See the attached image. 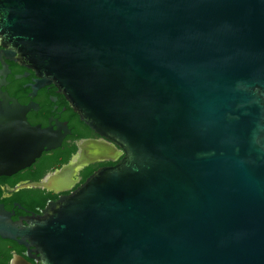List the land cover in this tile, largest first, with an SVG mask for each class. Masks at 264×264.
<instances>
[{"label":"water","instance_id":"1","mask_svg":"<svg viewBox=\"0 0 264 264\" xmlns=\"http://www.w3.org/2000/svg\"><path fill=\"white\" fill-rule=\"evenodd\" d=\"M0 38L104 139L20 188L118 160L0 235L44 264H264V0H0ZM29 109L0 105V176L62 146Z\"/></svg>","mask_w":264,"mask_h":264},{"label":"flooded vegetation","instance_id":"2","mask_svg":"<svg viewBox=\"0 0 264 264\" xmlns=\"http://www.w3.org/2000/svg\"><path fill=\"white\" fill-rule=\"evenodd\" d=\"M41 83L42 78L36 70L24 64L15 49L0 38V105L9 99L17 100L23 106L30 107L27 119L32 125L61 129L65 133L62 146L44 151L32 165L17 173L0 176V210L3 208L9 212L15 222L27 223L33 216L41 214V207L33 208L24 201L19 193L23 190L20 187L33 182L37 176H41L39 181L47 180L51 174L67 165L69 162L63 164L65 143L69 145L73 142L78 146L85 140H104L81 121L56 85H40ZM107 161L118 160H104L92 164H99L100 167L113 166L101 165ZM85 167L74 176L73 182H54L51 183L53 190H45L57 197L71 193L81 182V171ZM61 188L66 190L62 191ZM57 189L59 191H55ZM0 264H44V259L41 248L35 241L0 235Z\"/></svg>","mask_w":264,"mask_h":264},{"label":"trees","instance_id":"3","mask_svg":"<svg viewBox=\"0 0 264 264\" xmlns=\"http://www.w3.org/2000/svg\"><path fill=\"white\" fill-rule=\"evenodd\" d=\"M81 119V118H80ZM82 121V120H81ZM85 125H87L84 121H82ZM87 127L91 129L88 125ZM92 130V129H91ZM94 131V130H93ZM65 147L63 148V164L68 163L72 156L77 152L78 146L76 143L72 144H66L64 145ZM118 161L113 162V161H107L103 162L101 165L105 164H111V165H116ZM99 164H91L87 167H85L81 171V182L77 187H79L81 184H83L93 173H95L98 169H100ZM41 179V176L35 177L33 180L34 181H39ZM20 195L23 196V199L25 202H27L31 207L35 208L36 206L41 207V210L44 209L48 203L52 200H57L59 197L54 195L52 192H48L45 189L41 188H28V189H23L20 192ZM40 210V211H41Z\"/></svg>","mask_w":264,"mask_h":264}]
</instances>
